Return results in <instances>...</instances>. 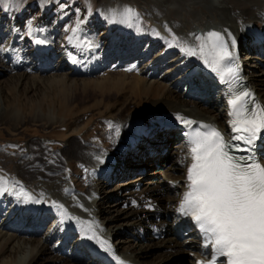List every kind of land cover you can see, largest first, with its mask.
<instances>
[{
    "label": "bare ground",
    "instance_id": "bare-ground-1",
    "mask_svg": "<svg viewBox=\"0 0 264 264\" xmlns=\"http://www.w3.org/2000/svg\"><path fill=\"white\" fill-rule=\"evenodd\" d=\"M201 1L210 4V9L198 11L192 21L188 19V11H196L197 7H201L200 3L186 0L187 4L179 12L187 13V17L183 15L178 20L171 17L170 8L173 4H178V0L166 2L167 8L149 4L148 16L155 24L154 29L150 31L134 27L132 13L136 7L129 0H105L100 5V11L107 20L106 26L102 24L105 29L98 36L96 32L97 28L101 27L100 24L84 34L80 44V56L79 53L59 49V31L55 27H47L45 23H41L31 39L32 51L36 56L30 55L25 50L26 44L21 42L24 34L20 32L19 17L5 19L0 16V78L9 74L15 89L20 86L29 90L39 84L49 86L59 81L73 87L78 80L82 85L93 82L99 87L103 85L102 79L95 81L94 78L100 72L122 71L123 91L128 93V89H131L137 107L141 103L139 95L147 91L153 92L156 83L159 88L157 92L162 94V98L153 96L152 101L146 105V111H137L126 119L116 118V127L109 131L108 138L101 142L104 146H83L78 160L84 167L82 176L88 179L86 190L80 188V181L79 184L75 183L76 189L72 185L75 181L72 178L75 171L71 165L74 156L70 146L72 139L69 147L59 152L61 162L55 163L48 171L39 172L41 165L31 167V159H28L29 161H19L20 164L15 169L17 175L7 177L0 173V192H3L0 194V253L6 247L9 253V258L2 257L1 264H18L16 256L19 253H24L21 258L24 264H80L86 256H89L92 264H105L103 257L107 256L111 264H116L114 257L126 264H149L145 262L148 258L146 252L153 245H148L146 249L126 250L112 242L113 234L120 237L130 236L127 231H120V228H123L117 224L123 219L128 225L135 223L133 231L141 230L139 234L133 232L131 237H126L130 242H144V235L152 242L156 236L167 234L168 238L154 245L155 248L173 250L176 255L186 254L191 264H207L209 257L207 250L203 248L200 232L189 217L179 212L182 194L187 190L185 182L188 163L185 158L189 156V150L186 143L188 128L177 117L196 122L192 127L197 124L210 125L224 133L225 138L232 137L233 116L230 112L233 108L229 94L233 87L230 82L222 86L224 82L219 80L227 64L238 68L255 102L264 106V73L251 75L252 72L247 70V65L241 60L242 52L254 50L256 54H249L248 58L264 62V0ZM120 21L124 24L130 23L132 29H124L122 34L115 33ZM158 29L164 31L160 49L164 53L162 52L160 59L151 62L147 60L146 51L157 46L154 38ZM212 31L225 34L226 39L235 38L237 42L234 62H221L216 72L212 71L216 53L211 43H208L203 53L198 51L197 56L181 51L184 47H197L200 41L195 37ZM37 40L44 43L38 44ZM170 44L175 46H169ZM203 60H208L209 66H205ZM260 68L264 70V64ZM54 73L63 74L56 76ZM46 75L51 76L45 77L46 79L42 77ZM28 80L33 81L31 85L27 83ZM45 80L48 82L45 83ZM146 80L148 85L145 86L143 82ZM20 110L13 113L10 107L3 106L0 109V119L9 120L13 126H19L25 123L26 119ZM36 119L46 120L50 124L56 121L54 116L37 115L34 120ZM162 123L166 126H163L161 131ZM146 124L149 127H146ZM154 127L157 129L152 132ZM143 128L146 130L142 132ZM169 131L172 133L169 134ZM135 133L140 136L134 137ZM170 137L177 144L172 157L167 159L170 172L164 179L160 178L158 183L151 180L145 183L146 188L134 201L138 206L142 205V211L136 214L125 213V218L117 220L105 217L106 213L100 204L105 200L101 199V180L122 179L127 173V165L134 160H140L139 167L155 161L160 164V156L152 145H165ZM109 141L110 148L107 144ZM258 149L260 158H264V141L259 144ZM27 151L29 157L35 155L32 144H29ZM12 160L9 157V161ZM62 165L70 167V171L62 170ZM170 181L173 182L168 185ZM5 189L7 191H4ZM22 190L43 202L30 205L20 203L15 193ZM53 201L62 207L53 206ZM167 204L168 209L165 208ZM143 206H148V210H144ZM8 209L9 213L3 216ZM154 215L158 220H162L160 224L152 223L151 218ZM51 217V227L41 240H37L35 236L42 232L44 222ZM137 223H140L138 227ZM182 230L190 231L186 239L181 237ZM93 234L96 238L89 239ZM75 237L74 261L63 262L61 253ZM103 240L108 241V244L102 247ZM45 256L49 258L44 259ZM169 259L157 264H166Z\"/></svg>",
    "mask_w": 264,
    "mask_h": 264
},
{
    "label": "rangeland",
    "instance_id": "rangeland-1",
    "mask_svg": "<svg viewBox=\"0 0 264 264\" xmlns=\"http://www.w3.org/2000/svg\"><path fill=\"white\" fill-rule=\"evenodd\" d=\"M103 1L105 0H14V2H12V0H0V16L5 19L19 17V21L21 22L20 32L24 34L21 37V42L23 41L26 44L25 50L28 51L30 55L34 54L30 43L31 39L36 31H38L41 23H45L47 27H55L59 31L61 37L59 44H57L59 49L63 48L64 51H70L76 54L79 53L78 56H80V44L84 38V34L100 24L101 27L97 28L98 30L96 32L98 36L105 29L104 26H106L107 20L100 11V5ZM129 1L136 7L133 9L134 14L132 13L134 27L146 28L152 31L155 24L148 16L150 13L149 4H155L154 6L158 8H167L166 2L169 0ZM170 1L168 3L173 2V0ZM180 1L182 2L178 0V4H173V6L170 7L171 17L177 20L179 17L187 15V13L179 12L185 7V4H187L185 2L186 0ZM192 1L200 3L201 7H197L196 11H188V19L190 21H192V17L196 15L198 11L210 9V4L206 2H202L201 0ZM192 1L190 0V2ZM102 24L105 25L102 26ZM124 29L131 30L132 25L130 23L124 24L120 21L114 32L122 34ZM163 33L164 31L161 29L155 31L156 38H154V43L157 46L153 50L150 48L149 51H146V56H148L147 60L152 62L154 59H160L162 57L164 52L160 49L163 45L161 39L163 38ZM115 37L118 38L117 35ZM249 51L247 50L241 53V60H243L245 66L247 65V70L250 73L252 72L251 75H262L264 70L260 67H262L264 62L250 60L248 58L249 54L252 55L256 53L254 50ZM259 58L262 59V57ZM66 66V71H68V64ZM61 74L63 73H54L53 75L58 76ZM123 74L124 72L122 71L113 73H107V71L100 72V74L94 78L95 81L102 79L103 85L99 87L94 85L93 82L82 85L78 80L73 87L59 81L52 85L49 84V86L39 84L36 85L35 88L29 90L20 86L15 89L14 85L11 83L12 81L9 79V74L3 75L0 78V107L8 106L13 110V113L21 109L20 111H23L26 119L25 123L19 126H13V123L9 122V120L0 119V173H4L7 177L17 175L15 169L20 164L19 161H26L28 159H31V167L41 165V171L39 172L48 171L54 167L55 163L61 162L59 152L60 150L68 148L69 142L72 139L73 143L70 146L74 156L71 165L75 171L72 177L75 181L72 182V185H74L76 189L77 184H79L78 181H80L82 185L80 188L86 190L88 179L82 176L84 167L81 166L78 160L82 153L83 146L89 144L100 147L104 146L101 142H103L104 138L107 139L108 132L116 127V118L126 119L137 111L142 113L146 111V105L152 101V98L161 97L162 95L157 92L159 88L156 83L153 92L147 91L139 95L141 103L139 107H137L133 100L131 89H128V93L123 91L121 84ZM50 76L51 75H46L42 77L45 78ZM104 78L105 80H103ZM32 82L31 80L27 81L29 85H31ZM44 82L46 83L48 81L45 80ZM143 85H148V81H144ZM152 85H155V83H152ZM37 115L54 116L56 118V123L50 124L46 120H34ZM163 126H166V124L162 123L160 125L161 131L162 128H164ZM146 127L149 126L147 125ZM156 129L157 128L154 127L152 132ZM144 130H146V128H143L142 132ZM142 132H140L141 136ZM170 132L171 131H169V134L172 133ZM140 134L135 133L136 136L134 137H139ZM152 140L154 142H159L157 139ZM136 141L138 142L139 139H136ZM29 144H32V149L35 152L33 157H29L27 154ZM107 144L109 146L108 148H110L111 142L109 141ZM158 145H152V147L155 148L158 156H160V164L155 163V161L154 163H147L144 167H139L141 166L138 164L140 160H134L127 165V173L122 179H113L111 181L108 179L101 180V187H103L101 188L103 189V191H101V199L105 200L104 202L101 201L100 204L102 205L103 211L106 213L105 217L111 218V220H117L125 218V213L131 214L135 212L134 214H136L142 211V205L138 206V204L134 202L136 196L146 188V182L151 180L153 183H158L160 178L164 179V176L169 174L170 165L167 159L172 157L177 146L172 137H170L169 142L165 145ZM41 149L43 151H41ZM37 154L39 155L37 156ZM41 154L44 156L42 155V157H40ZM9 157L13 160L9 161ZM69 168L70 167H64V165L61 166V169H64L66 172L70 171ZM138 178L139 180H137ZM172 182L173 181H170L168 185H171ZM161 204H164V202H161ZM46 205L50 204L46 203ZM143 208L144 210H148V206H143ZM165 208L168 209L169 204H167ZM7 213H9V209L6 210L3 216ZM52 219L51 217L44 222L42 232L35 236L37 240H41L44 233L51 227L53 223ZM151 221L155 224H160L162 222V220H158L155 215L151 218ZM117 224L123 228V230L120 228V231H127L129 233L130 236L126 237H131L133 232L139 234L141 231L139 229V231H133L135 230V223L129 225L125 224L124 219L120 220ZM139 224L137 223L136 227H138ZM116 230L117 229H115V231ZM189 233L190 232L187 231L182 239H186ZM126 237L115 236V234H113L111 239L115 245H121L120 247L126 250L146 249L148 245H153L151 246L153 249L151 248L146 252L148 258H146L145 262L149 264H157L169 258L166 264H191L186 254L176 255L173 254V250L164 251L154 247L158 242H164L168 238L167 234L155 237L152 242L148 241L145 235L143 236L144 242L137 243L130 242ZM76 238L77 237L73 238L69 246L61 253L63 262L74 261L76 248H73V245ZM6 248L0 253V261L2 257L9 258L8 249ZM23 255L24 253H19L16 256L18 264H24V262L21 261ZM47 258L49 257H44V259ZM1 263L2 262H0V264ZM80 264H92V262H90L89 256H86L81 260Z\"/></svg>",
    "mask_w": 264,
    "mask_h": 264
},
{
    "label": "snow or ice",
    "instance_id": "snow-or-ice-1",
    "mask_svg": "<svg viewBox=\"0 0 264 264\" xmlns=\"http://www.w3.org/2000/svg\"><path fill=\"white\" fill-rule=\"evenodd\" d=\"M195 39L200 41L197 47H184L181 51L197 56L198 51L203 53L211 43L216 53L212 71H218L221 62H234L235 38L226 39L225 34L212 31ZM203 63L209 66L208 60ZM227 71L233 80L239 78L238 68L228 67ZM240 101L243 103L237 108ZM230 104L233 108L231 129L245 135L226 139L225 134L213 126L197 124L192 127L196 122L177 117L188 128L189 150L185 158L187 190L182 194L179 212L189 217L199 230L209 257L207 264H264V158L255 155L256 141L264 140L261 135L264 133V115H261L264 106L256 103L246 90L232 98ZM237 141L245 147L234 143ZM239 152L247 154L237 155ZM15 195L23 204L43 202L23 190ZM53 206L58 205L53 201ZM107 244L106 240L101 242L102 247Z\"/></svg>",
    "mask_w": 264,
    "mask_h": 264
}]
</instances>
